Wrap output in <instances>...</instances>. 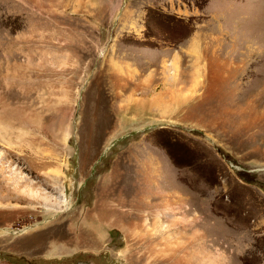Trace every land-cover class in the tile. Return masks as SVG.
Wrapping results in <instances>:
<instances>
[{
  "label": "rangeland",
  "instance_id": "374dc122",
  "mask_svg": "<svg viewBox=\"0 0 264 264\" xmlns=\"http://www.w3.org/2000/svg\"><path fill=\"white\" fill-rule=\"evenodd\" d=\"M0 264H264V0H0Z\"/></svg>",
  "mask_w": 264,
  "mask_h": 264
},
{
  "label": "bare ground",
  "instance_id": "6f19581e",
  "mask_svg": "<svg viewBox=\"0 0 264 264\" xmlns=\"http://www.w3.org/2000/svg\"><path fill=\"white\" fill-rule=\"evenodd\" d=\"M192 51L195 53L196 50H192ZM193 52H192V53H193ZM194 55H197V52H196ZM197 62H198V60L196 59L195 63H197ZM195 63H194V64H195ZM197 65H198V64H197ZM99 227H101V225H97V224H96V225H93L92 228H93V230H97V229H99ZM157 260H158V259H157Z\"/></svg>",
  "mask_w": 264,
  "mask_h": 264
}]
</instances>
